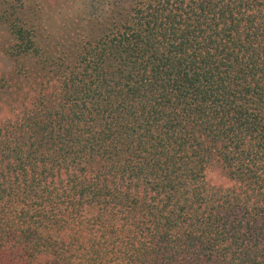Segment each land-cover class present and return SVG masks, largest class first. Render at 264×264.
I'll use <instances>...</instances> for the list:
<instances>
[{
    "label": "trees",
    "instance_id": "1",
    "mask_svg": "<svg viewBox=\"0 0 264 264\" xmlns=\"http://www.w3.org/2000/svg\"><path fill=\"white\" fill-rule=\"evenodd\" d=\"M24 1L0 0V264H264V0H99L70 52Z\"/></svg>",
    "mask_w": 264,
    "mask_h": 264
},
{
    "label": "rangeland",
    "instance_id": "2",
    "mask_svg": "<svg viewBox=\"0 0 264 264\" xmlns=\"http://www.w3.org/2000/svg\"><path fill=\"white\" fill-rule=\"evenodd\" d=\"M101 3L99 0H25L21 21L35 28L43 46L54 52H70L78 36L90 29L92 14L107 8ZM10 42L7 29L0 26V67L8 63L5 49ZM209 177L213 182L221 181L216 171Z\"/></svg>",
    "mask_w": 264,
    "mask_h": 264
}]
</instances>
